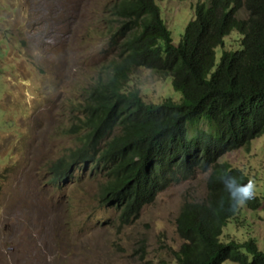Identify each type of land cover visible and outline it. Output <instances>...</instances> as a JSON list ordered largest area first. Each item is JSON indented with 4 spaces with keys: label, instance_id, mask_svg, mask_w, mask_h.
<instances>
[{
    "label": "rangeland",
    "instance_id": "1",
    "mask_svg": "<svg viewBox=\"0 0 264 264\" xmlns=\"http://www.w3.org/2000/svg\"><path fill=\"white\" fill-rule=\"evenodd\" d=\"M197 1L158 2L174 43ZM111 2L0 0V264H173L180 204L204 196L206 173L197 172L121 224L116 210L99 201L100 175L78 168L67 181L50 178L51 163L80 145L85 90L99 67L118 55L121 39L106 12ZM237 34L225 37L216 60L221 50L237 47ZM128 87L146 102L180 97L170 79L143 68ZM219 161L242 169L261 201L256 210L239 206L223 240L251 238L264 249V133Z\"/></svg>",
    "mask_w": 264,
    "mask_h": 264
},
{
    "label": "trees",
    "instance_id": "2",
    "mask_svg": "<svg viewBox=\"0 0 264 264\" xmlns=\"http://www.w3.org/2000/svg\"><path fill=\"white\" fill-rule=\"evenodd\" d=\"M161 1L112 0L106 9L121 39L118 55L99 67L85 90L78 106L84 119L75 127L80 145L51 163L50 178L67 181L78 168L100 175L99 201L130 224L158 193L206 173L204 196L180 204L175 230L181 243L171 250L173 264H264L255 240L222 239L239 212L224 178L239 184L249 178L219 161L264 133V0H198L177 43ZM232 31L239 34L237 47L221 50L216 60ZM141 68L170 79L180 97L144 101L128 87ZM244 204L256 210L261 201L251 195Z\"/></svg>",
    "mask_w": 264,
    "mask_h": 264
},
{
    "label": "clouds",
    "instance_id": "3",
    "mask_svg": "<svg viewBox=\"0 0 264 264\" xmlns=\"http://www.w3.org/2000/svg\"><path fill=\"white\" fill-rule=\"evenodd\" d=\"M224 187L228 192L229 199L231 201V207L233 209L244 204L247 199L251 198L253 192L251 182H249L248 184H239L235 178L230 176L224 178Z\"/></svg>",
    "mask_w": 264,
    "mask_h": 264
}]
</instances>
